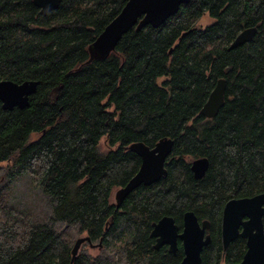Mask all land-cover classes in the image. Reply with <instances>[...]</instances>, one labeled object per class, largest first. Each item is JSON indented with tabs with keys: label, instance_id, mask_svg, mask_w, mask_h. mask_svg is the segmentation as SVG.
Returning <instances> with one entry per match:
<instances>
[{
	"label": "trees",
	"instance_id": "trees-1",
	"mask_svg": "<svg viewBox=\"0 0 264 264\" xmlns=\"http://www.w3.org/2000/svg\"><path fill=\"white\" fill-rule=\"evenodd\" d=\"M126 3L62 0L43 16L33 0H0V81L38 82L27 107L0 102V164L55 200L53 220L106 253L73 261L67 231L35 221L0 193V264H179L181 243L176 254L155 249L151 232L165 216L182 230L189 211L211 223L203 264L243 260L246 241L224 251L221 224L228 201L264 193V0H190L160 27L132 28L109 57L92 59L90 46ZM205 15L215 23L203 29ZM250 28L252 41L230 49ZM219 79L227 82L225 105L208 119L201 110ZM163 138L174 141L167 176L117 207L114 189L141 167L127 148H154ZM199 158L209 160L202 179L191 171Z\"/></svg>",
	"mask_w": 264,
	"mask_h": 264
},
{
	"label": "water",
	"instance_id": "water-1",
	"mask_svg": "<svg viewBox=\"0 0 264 264\" xmlns=\"http://www.w3.org/2000/svg\"><path fill=\"white\" fill-rule=\"evenodd\" d=\"M61 1L33 0V4L39 8L41 15L46 16L57 9ZM189 2L190 0H127L119 15L90 46L92 59H106L115 50L122 37L132 28L141 30L148 25L158 28L176 15L182 5ZM256 33V28L244 30L236 37L230 49L249 43ZM37 87L38 82L36 81H25L20 84L9 80L0 81L2 108L13 110L15 107L21 109L27 107L30 96L36 92ZM226 89V80L219 79L203 106L201 115L208 119H213L218 115L225 105ZM173 146L172 139L163 138L154 148L142 142L133 143L127 148L141 158V167L128 184L116 192L117 207L141 185L150 186L167 176L166 163ZM208 168L207 158L195 159L191 163V171L196 179H202ZM210 228L209 221L205 220L200 223L196 214L189 211L183 218L182 233L174 218L165 216L159 222L154 223L151 237L157 240L156 249L167 245L170 253L173 254L178 251V240H182L185 256L180 264H203L204 248L212 242L211 236L207 234ZM239 237L246 240L247 245V251L240 264H264V193L248 198L231 199L226 203L222 216L224 251ZM86 242L90 246H96L88 236L78 238L72 252L73 261L78 256L81 246Z\"/></svg>",
	"mask_w": 264,
	"mask_h": 264
},
{
	"label": "rangeland",
	"instance_id": "rangeland-1",
	"mask_svg": "<svg viewBox=\"0 0 264 264\" xmlns=\"http://www.w3.org/2000/svg\"><path fill=\"white\" fill-rule=\"evenodd\" d=\"M213 23H215V20L209 15H205L198 22V26L205 29ZM165 80L166 78H161L159 83L161 84ZM111 149L107 143V138L104 137L100 141L99 151L106 154ZM117 191L118 188L114 189L112 193L111 202L113 204L116 203L115 196ZM0 193L6 197L9 206L26 213L35 221L50 225L58 232L67 231L75 243L78 238L87 236V233H79L77 229L53 220L55 200L50 195L36 188L27 176L18 174L17 170L9 163L0 164ZM94 245L96 246H90L87 242L84 243L79 249V257L106 258V253L99 249L96 243ZM109 257L114 258V260L120 259V255L112 252ZM120 264H124V261H121Z\"/></svg>",
	"mask_w": 264,
	"mask_h": 264
},
{
	"label": "flooded vegetation",
	"instance_id": "flooded-vegetation-1",
	"mask_svg": "<svg viewBox=\"0 0 264 264\" xmlns=\"http://www.w3.org/2000/svg\"><path fill=\"white\" fill-rule=\"evenodd\" d=\"M193 161H194V160H193ZM193 161H192V162H193ZM192 162H191V163H192ZM116 205H117V202H116ZM224 207H225V206H224ZM223 210H224V209H223ZM222 216H223V214H222ZM198 219H199V218H198ZM159 221H160V220H159ZM159 221H158V222H159ZM203 221H205V220H202V221L199 220L200 223H202ZM207 221H209V220H207ZM209 222H210V221H209ZM175 223H176V222H175ZM153 225H154V224H153ZM177 225H178V224H177ZM178 226H179V225H178ZM179 227H180V226H179ZM210 230H211V228H210ZM210 230L207 231V234H209V235L211 236V234H210ZM182 231H183V227H182V230H181V227H180V233H182ZM221 236H222V224H221ZM152 238H153V237H152ZM154 239H155V238H154ZM211 239H212V236H211ZM245 241H246V240H245ZM156 243H157V240L155 239L154 248H155ZM180 243H181V245H182L183 258H184L185 253H184L183 241L179 239V240H178V251L180 250ZM246 246H247V245H246ZM162 247H167V249H168V251H169V246H167V245H163ZM162 247H160V248H162ZM160 248H159V249H160ZM155 249H156V248H155ZM178 251H177V252H178ZM246 251H247V250H246ZM169 252H170V251H169ZM177 252H176V253H177ZM172 254H173V253H172ZM183 258L181 259V262H182ZM181 262H180V263H181ZM180 263H179V264H180Z\"/></svg>",
	"mask_w": 264,
	"mask_h": 264
}]
</instances>
